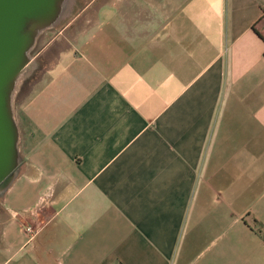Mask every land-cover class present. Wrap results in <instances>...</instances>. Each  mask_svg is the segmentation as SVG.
<instances>
[{
    "label": "crops",
    "instance_id": "0c3cea01",
    "mask_svg": "<svg viewBox=\"0 0 264 264\" xmlns=\"http://www.w3.org/2000/svg\"><path fill=\"white\" fill-rule=\"evenodd\" d=\"M68 3L15 109L0 264H264V0Z\"/></svg>",
    "mask_w": 264,
    "mask_h": 264
},
{
    "label": "water",
    "instance_id": "95a60500",
    "mask_svg": "<svg viewBox=\"0 0 264 264\" xmlns=\"http://www.w3.org/2000/svg\"><path fill=\"white\" fill-rule=\"evenodd\" d=\"M69 0H0V193L20 161L14 97L30 68L37 37L53 27Z\"/></svg>",
    "mask_w": 264,
    "mask_h": 264
},
{
    "label": "rangeland",
    "instance_id": "374dc122",
    "mask_svg": "<svg viewBox=\"0 0 264 264\" xmlns=\"http://www.w3.org/2000/svg\"><path fill=\"white\" fill-rule=\"evenodd\" d=\"M66 22H67V18L65 17V15H63L62 18L53 27L44 30L37 37L36 43L32 48V50L30 51V57L33 66L38 64L39 68L36 69L31 74V76L27 78L26 81H23L24 84L20 87L22 89L21 92L19 93V89L16 92L14 97V110L16 109L17 105L22 101V99L25 98V96L27 95L33 84L39 79L45 66L49 65L47 59L46 61L42 60L43 55L40 54L41 50L47 45L48 42L53 40L55 37L59 38L61 36L60 32L63 31ZM62 41L63 42L58 45L63 46L64 42L66 41L65 39H62Z\"/></svg>",
    "mask_w": 264,
    "mask_h": 264
},
{
    "label": "built area",
    "instance_id": "2783aa9c",
    "mask_svg": "<svg viewBox=\"0 0 264 264\" xmlns=\"http://www.w3.org/2000/svg\"><path fill=\"white\" fill-rule=\"evenodd\" d=\"M25 230L29 234V238H32L37 233V229L32 225H26Z\"/></svg>",
    "mask_w": 264,
    "mask_h": 264
},
{
    "label": "bare ground",
    "instance_id": "6f19581e",
    "mask_svg": "<svg viewBox=\"0 0 264 264\" xmlns=\"http://www.w3.org/2000/svg\"><path fill=\"white\" fill-rule=\"evenodd\" d=\"M67 12H68V9H67L66 12L64 13V15L67 14ZM30 68H31V69L34 68V66H33V64H32L31 62H30ZM30 68H29V71H28V72H30ZM28 72H27V73H28ZM23 75H24V74H23ZM23 75H22L21 78H20V82L22 81V77H23Z\"/></svg>",
    "mask_w": 264,
    "mask_h": 264
},
{
    "label": "trees",
    "instance_id": "16d2710c",
    "mask_svg": "<svg viewBox=\"0 0 264 264\" xmlns=\"http://www.w3.org/2000/svg\"><path fill=\"white\" fill-rule=\"evenodd\" d=\"M20 93V92H19Z\"/></svg>",
    "mask_w": 264,
    "mask_h": 264
}]
</instances>
